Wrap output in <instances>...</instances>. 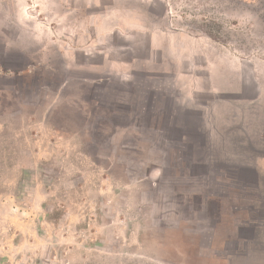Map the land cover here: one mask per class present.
<instances>
[{
	"label": "rangeland",
	"instance_id": "1",
	"mask_svg": "<svg viewBox=\"0 0 264 264\" xmlns=\"http://www.w3.org/2000/svg\"><path fill=\"white\" fill-rule=\"evenodd\" d=\"M259 128L264 0H0V264H264Z\"/></svg>",
	"mask_w": 264,
	"mask_h": 264
},
{
	"label": "crops",
	"instance_id": "2",
	"mask_svg": "<svg viewBox=\"0 0 264 264\" xmlns=\"http://www.w3.org/2000/svg\"><path fill=\"white\" fill-rule=\"evenodd\" d=\"M127 63H121L120 61H111L109 64L103 65L105 68L101 69V71H106L120 74L124 69V65ZM216 93L214 89H212L210 92H206L203 90H199L194 92L193 94V102H190V104L195 106L196 112H191V116L197 117L200 119V123L197 124V131L198 133L201 132L202 127L204 125H208L210 123L211 117H209V102L213 101L217 96L214 94ZM188 102H185L183 105L188 106ZM213 122V120H211ZM259 132L257 133V141H259L260 147L254 146L252 147L251 151L252 152H245L246 160H245V165L249 166L252 169V174L253 178L255 179L254 183H244L242 188L244 190H256L260 193H264V133L261 131V129H258ZM247 138L249 141H251L253 138L250 135H247ZM69 140H75L76 142L78 141V137L74 136L69 138ZM262 147V148H261ZM230 155L234 156L231 153L227 154V157L230 159ZM248 158V159H247ZM231 182V181H230ZM232 187H240L241 186L236 183L235 181L231 182L230 184ZM230 188V189H231ZM239 209V207H238ZM237 209V210H238ZM242 209V208H241ZM244 213L247 215L246 218H242L239 222L242 224L248 223L253 226H259L263 227L264 226V199L260 198V201L256 202H250L247 205L244 206V209H242ZM241 210V211H242ZM263 212V218H260L256 214L259 212Z\"/></svg>",
	"mask_w": 264,
	"mask_h": 264
},
{
	"label": "trees",
	"instance_id": "3",
	"mask_svg": "<svg viewBox=\"0 0 264 264\" xmlns=\"http://www.w3.org/2000/svg\"><path fill=\"white\" fill-rule=\"evenodd\" d=\"M209 34H210L213 38H215V36H214L211 32H209ZM188 118H189V119H195V117H194V116H191V115H190Z\"/></svg>",
	"mask_w": 264,
	"mask_h": 264
}]
</instances>
